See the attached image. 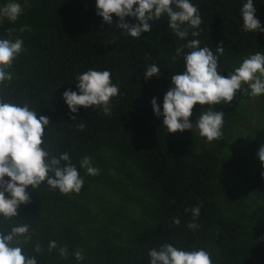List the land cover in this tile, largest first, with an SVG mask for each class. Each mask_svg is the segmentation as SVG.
Returning <instances> with one entry per match:
<instances>
[{
	"label": "trees",
	"instance_id": "16d2710c",
	"mask_svg": "<svg viewBox=\"0 0 264 264\" xmlns=\"http://www.w3.org/2000/svg\"><path fill=\"white\" fill-rule=\"evenodd\" d=\"M18 2L23 14L15 23L6 19L0 23V38L22 39L24 51L9 69L13 79L0 86V97L27 103L38 115L47 116L50 125L44 147L57 156L68 152L80 176L86 170L80 168L79 161L103 147L132 161L153 207L148 211L150 224L136 228L130 244L98 246L90 261L63 263L54 250L48 251L53 240L44 222L47 216L63 212L67 194L51 189L46 181L35 191L29 186L30 203L20 206L19 216L0 224V231L28 224L31 239L22 246L28 255H36L35 245L41 246L38 264H148L149 250L166 242L184 250L204 248L213 264H264V213L245 224L225 216L216 195V181L223 176L221 165L233 162L222 159L220 153L236 111L231 107L216 109L225 114L223 136L209 146L200 143L193 131L168 134L162 126L163 117L153 113L152 98L157 97L162 105L171 75L184 69L182 57L175 62L172 58L187 40L174 38L167 18L153 21L152 30L135 39L121 34L114 14L111 26L103 23L96 15L95 0ZM192 2L202 24L199 37L189 34L188 39H199L201 47L208 46L219 55L218 70L224 76L234 69L235 61L264 52V32L242 31L240 8L246 0ZM4 3L7 0H0ZM254 5L264 26V0H254ZM218 45L225 47L222 55L216 53ZM153 63L163 75L146 82L143 73ZM89 69L109 70L112 82L121 88L123 94L112 98L108 115L82 106L72 114L62 98L65 90L76 91V75ZM200 108L194 106L190 120H195ZM73 115L76 120L70 119ZM262 171L260 168L257 179L264 186ZM197 206L200 215L194 218L190 209ZM175 218L180 219L179 225L173 224ZM192 222L199 225L196 230L188 229Z\"/></svg>",
	"mask_w": 264,
	"mask_h": 264
},
{
	"label": "clouds",
	"instance_id": "9594fccd",
	"mask_svg": "<svg viewBox=\"0 0 264 264\" xmlns=\"http://www.w3.org/2000/svg\"><path fill=\"white\" fill-rule=\"evenodd\" d=\"M96 15L102 17L103 23L113 24V14L118 18L115 23L122 30L121 34L139 39L142 33L150 32L153 21L167 18L168 28L174 38L187 40L177 47L173 62L182 57L183 71L170 77V85L163 96L162 105L153 97L151 105L157 118L163 117L162 126L168 134L184 131H198L199 136L211 143L223 136L224 112L216 110V105L231 106L237 92L242 91L252 97L264 96V52H255L242 60L227 76L218 70L219 55L214 54L208 46L201 47L199 37L202 18L199 9L192 0H95ZM23 7L18 0H7L0 4V23L6 19L15 23L23 14ZM242 31L262 33L264 26L257 18L254 0H246L240 8ZM130 18V19H127ZM134 20L135 22H130ZM23 30V29H22ZM191 30V32H190ZM216 53L223 54L224 46L215 47ZM189 49L190 51H185ZM24 51L20 38H0V86L13 79L9 69L16 58ZM157 64L146 66L143 79L147 82L153 77L162 76ZM76 91L67 89L62 98L70 113L76 114L82 106L85 109L95 107L105 115L111 113L112 98L123 93L112 82L111 73L105 69H89L76 75ZM247 87H244V86ZM201 108L194 121L195 105ZM207 105V107H203ZM198 117V118H197ZM71 120H76L73 115ZM50 120L45 115H38L35 109L6 101L0 97V224L17 217L21 205L30 203L27 189L36 190L46 181L53 190L61 194L79 193L84 184L76 164L72 163L68 152L54 155L45 145L46 128ZM78 127L83 130L84 124ZM261 168L264 169V145L257 151ZM81 169L88 175H98L90 157L79 161ZM264 177V171L261 172ZM186 212L189 209H185ZM192 216L198 218L199 206L190 209ZM179 225L180 219H173ZM189 230H196L195 222L187 224ZM31 234L29 225H15L8 231H0V264H38L37 256L41 246L35 245L36 255H28L23 243L29 242ZM56 241H50L48 251L57 249ZM61 257L68 254L66 247L58 249ZM74 257L81 262L84 256L76 251ZM148 264H213L210 253L204 248L184 250L172 243H163L148 252Z\"/></svg>",
	"mask_w": 264,
	"mask_h": 264
},
{
	"label": "rangeland",
	"instance_id": "374dc122",
	"mask_svg": "<svg viewBox=\"0 0 264 264\" xmlns=\"http://www.w3.org/2000/svg\"><path fill=\"white\" fill-rule=\"evenodd\" d=\"M241 62L235 61L234 68ZM215 107L236 111L220 153L222 159L233 162L221 165L223 176L216 181V195L225 216L249 225L264 213V186L257 179L261 168L257 151L264 145V96L239 91L231 106ZM193 132L200 143L212 145L199 136L195 125ZM87 157L99 174L85 171L81 191L67 194L63 212L57 217L47 216L44 222V229L58 245L54 254L63 263L76 262L74 253L78 250L83 261H90L98 246L130 244L134 230L150 224L148 211L153 203L140 186L135 164L111 147ZM60 247L67 248L66 257L59 255Z\"/></svg>",
	"mask_w": 264,
	"mask_h": 264
}]
</instances>
